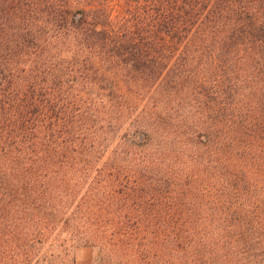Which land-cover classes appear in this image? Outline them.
Segmentation results:
<instances>
[{"label": "trees", "instance_id": "trees-1", "mask_svg": "<svg viewBox=\"0 0 264 264\" xmlns=\"http://www.w3.org/2000/svg\"><path fill=\"white\" fill-rule=\"evenodd\" d=\"M50 242L264 264V0H0V264Z\"/></svg>", "mask_w": 264, "mask_h": 264}, {"label": "rangeland", "instance_id": "rangeland-1", "mask_svg": "<svg viewBox=\"0 0 264 264\" xmlns=\"http://www.w3.org/2000/svg\"><path fill=\"white\" fill-rule=\"evenodd\" d=\"M113 72L112 75H115L117 73ZM118 75H120V77H117ZM115 77L118 83L117 89L119 92L131 96L138 91V87L134 83L126 82V78L123 77L121 73H117ZM43 252L42 264H56V262H58L56 260L58 259V257L68 259L65 264H94L95 260L94 253L89 249L72 250L71 252H69V254H61L55 242H50L48 245H46Z\"/></svg>", "mask_w": 264, "mask_h": 264}]
</instances>
